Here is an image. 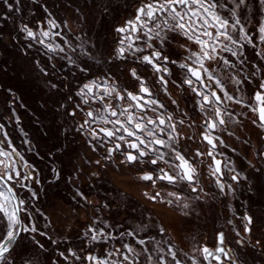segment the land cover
Returning <instances> with one entry per match:
<instances>
[{"label":"snow or ice","instance_id":"obj_1","mask_svg":"<svg viewBox=\"0 0 264 264\" xmlns=\"http://www.w3.org/2000/svg\"><path fill=\"white\" fill-rule=\"evenodd\" d=\"M2 2L8 13H20L21 0ZM30 2L40 4V0ZM40 6L46 13L45 20L37 21L35 31L27 23H21L19 32L25 34V40L34 41L46 49L44 55L50 67L36 61L42 76L49 77L51 72L53 77L64 81L61 87L47 79L45 87L50 91L66 92L69 87L68 77L57 75L64 68L57 69L54 60H66L69 67L85 74L90 71V66L78 63L81 56L96 63L122 60L143 65L144 70L155 78L160 91L176 106L175 111L181 113L182 118L177 119L168 111V106L156 98L149 78L137 67L128 69L129 76L135 81V91L120 88L110 73L88 79L67 95L71 110L65 103H60L57 108V112L64 109L62 115L72 117L74 121L77 112L83 113V122L76 123L74 131L85 136L93 153H99L94 160L86 158V163L103 169L111 164L116 170L121 166H132L137 172V180L150 182L148 187L153 191L143 192L147 200L179 208L184 216L190 215L186 211L191 208L190 200H201V193L204 197L209 196L200 183L199 165L205 162L201 157L211 158L207 164L209 175L215 178L221 197L234 196L236 191L233 183L224 180L225 170L231 173L230 180L235 184L249 181L251 175L255 184L250 182L248 191L255 189V194L264 196V163H255L245 152L247 171L238 170L235 161L224 151L237 152L236 146L229 144L225 136L254 147L250 137L242 138L237 134V127L241 132L244 128L241 118L250 120L260 130L259 139L264 144V0H137L132 16L114 29L118 38L107 61L98 60L90 51L95 45L86 47V41L73 47L60 31H56L61 24L68 28L67 21L58 23L45 5ZM0 20L10 21L11 17L0 15ZM56 37H60L73 53L80 49L75 59L66 53L64 46L55 43ZM76 39L81 40L79 36ZM32 46L31 43L27 45L28 48ZM249 48L252 49L251 56L247 53ZM61 53L64 55H59ZM173 66L180 70L178 79H172ZM70 75L75 76L76 72ZM169 84L181 92L186 88L199 97L195 103L204 117L200 136L208 146L206 152L197 149L189 155L187 147H182L181 141L193 138L185 137L178 126L185 125L183 117L188 118L190 127L195 124V119L183 111L171 96ZM8 91L14 101L18 99L11 89ZM229 104L246 111L230 110ZM149 112L154 116L148 115ZM16 122L19 123V117H16ZM4 129V124L0 123V264H17L18 249L25 240H30L41 251H47L37 235L53 246L50 264H212L213 261L215 264H247L242 259L247 255L243 251L245 248L264 254V240L252 235L256 223L254 216L247 210L237 215L230 203H226V208L232 217L226 219V225L231 226V232L235 234L232 241L237 246L235 248L228 246L226 232L219 230L213 248L200 244L190 254L175 245L167 228L152 216L146 218L147 222L128 227L113 225L100 216H94L74 237L70 234L71 225L67 226L66 232L53 234V222L32 203L39 198V192L28 182L39 185V174L13 145ZM71 131L64 128L66 133ZM212 133L219 134L213 136ZM24 143L30 141L25 140ZM254 155L264 161V147ZM219 156L224 159H218ZM51 171L54 173L51 182L61 178L57 168L53 167ZM79 171V167L75 168L65 177V182L73 185L72 200L78 205L91 206L94 204L89 198L91 193H85L76 184ZM100 175L99 171H92L90 183L91 178H99ZM169 185L182 187L166 191ZM17 187L26 190L29 196H21L16 191ZM191 193L197 195L192 197ZM212 198L217 197L213 195ZM108 207V203H103L94 211L99 213L101 208ZM37 214L45 221V230L37 226ZM235 219L240 220L242 228H237ZM47 229H52V233ZM166 233L169 238H165ZM97 246L106 247L97 253ZM20 259L23 260V255Z\"/></svg>","mask_w":264,"mask_h":264},{"label":"rangeland","instance_id":"obj_2","mask_svg":"<svg viewBox=\"0 0 264 264\" xmlns=\"http://www.w3.org/2000/svg\"><path fill=\"white\" fill-rule=\"evenodd\" d=\"M9 2L11 3L13 0H9ZM136 3L137 0H40V4H32L30 0H21L20 13L14 11L8 13L6 6L0 0V15L11 17L10 21L0 20V23L3 24V28L0 29V70L2 72L0 73V87L3 92L0 93V123L4 124V130L8 133V138L13 145L39 174V185L28 182L30 187L39 192V198L32 203L44 211L53 222L52 228L55 229L53 234L64 233L67 231V226L71 225L70 234L73 237L78 231H82L94 216H100L113 225L122 224L125 227L147 222L146 218L152 216L156 222L163 223L167 228L170 239L175 245L190 254L200 244H207L213 248L219 230L226 232L229 247H237L232 243L235 234L231 232V226L226 225V219L232 217V213L226 208V203H230L237 215H242L247 210L249 214L254 216L256 223L252 235L264 240V196L255 194V189L252 192L248 191L249 183L255 184L251 175L249 181H241L240 184H235L230 180L231 173L225 170L224 180L233 183L236 191L234 196L221 197L215 186V178L209 175L207 164L211 162V158L201 157L200 159L205 162L199 165L200 183L204 191L209 193V196L204 197L201 193V200H190L191 208L186 210L190 212V215L184 216L179 208H172L147 200L143 196V192L153 191L148 187L150 182L137 180V172L132 166L128 168L121 166L120 170H116L111 164L107 169H103L95 164L86 163V158L94 160L99 157V153H93L86 143L85 136L74 131L76 123L83 122V113L77 112L74 121L72 117L62 115L64 109L57 112L60 103H65L66 108L71 110V101H67L66 97L69 93L74 92L79 84L105 73H110L120 88L135 91V81L129 76L128 69L137 67L141 74L149 78V84L152 86L156 98L167 106L168 104L172 106L173 109H170L169 106L168 111L173 113L177 119L182 118L181 113L175 111L176 106L171 104L168 96L160 91L159 85L155 84V78L151 76V73L141 70L143 65L126 63L122 60H113L111 63H96L81 56L78 63L81 65L87 63L90 66V71L87 74L80 73L74 67H69L66 60H54L57 69L64 68L57 75L67 76L69 87L66 92L50 91L45 87L47 79H52L61 87H63L64 81L53 77L51 72L49 77L42 76L36 67V61L39 60L42 65L50 67V63L44 55L46 49L34 41L25 40V34L19 32L21 23H27L35 31L37 21L43 22L45 20L46 13L40 6L43 4L53 13L58 23L67 21L68 28H64L61 24V28L56 31H60L61 35L73 47L79 45L81 41H86L88 42L85 44L86 47L89 44L95 45V47L90 48V51L98 60L107 61L118 38L114 29L132 16ZM77 36L81 40H77ZM30 43L33 46L28 48L27 45ZM55 43L64 46L66 53L73 56L74 59L80 51L77 48V53H73L70 48L63 44L60 37L55 38ZM177 51L182 52L180 49ZM247 53L251 56L252 49L249 48ZM172 70V79H178L176 72L180 70L174 66ZM73 71L76 72L75 76L70 75ZM8 89H11L12 93L18 97L17 100L12 99ZM74 98L79 99L78 97ZM98 106L92 105V107ZM229 109L235 112L246 111V109H241L235 104H229ZM197 111L201 118L194 125L190 127L189 123H185L183 126H178L185 137L191 136L193 138L192 140L181 141L182 147H187L189 155L194 154L197 149L206 152L208 148L200 136L204 117L198 109ZM148 115L154 116L151 112ZM16 117H19V123L16 122ZM241 119L244 128L241 132L240 128L237 127V134L241 135L242 138L250 137L254 147L243 145L234 138L225 136L224 138L229 144L236 146L237 152L224 151L228 157L235 161L238 170L247 171L244 153L247 152L248 157L255 163H264L254 155L258 149L264 147V144L259 139L260 130L252 125L250 120ZM65 127L72 129V131L64 132ZM107 127H111V125H107ZM217 134L219 133H212L213 136ZM25 140L30 141V143H24ZM217 158L224 159L223 156ZM53 167L61 172V178L51 182L54 177V173L51 171ZM77 167L80 168V171L77 172L76 184L85 193H91L89 198L94 201L91 206L78 205L76 201L72 200L73 185L65 182V177L72 174ZM24 171H28V169H24ZM92 171H99L101 175L99 178H91L90 183ZM179 187L182 185L177 187L169 185L166 191H176ZM16 191L23 197L29 196L26 190L17 187ZM196 195L197 193H191L192 197ZM213 195L217 198L213 199ZM103 203H108L109 207L101 208L99 213L95 212L94 209ZM234 222L238 229L242 228L240 220L235 219ZM44 223L43 218L37 214L36 224L41 230H45L43 228ZM47 231L52 233V229H47ZM36 238L45 244L47 251H41L34 247L38 253L34 254L31 250L32 242L25 240L21 249H18L17 264H24V261H27V264H50L49 256L53 246L39 235ZM165 238H169L167 233ZM126 239L131 241L130 237ZM102 247L106 246H97V253L102 251ZM28 249H30V253L27 254ZM243 251L247 255L243 256L242 259H245L247 264H264V254H261L260 251L250 248H245ZM20 255H24L22 261L19 260ZM212 264L215 262L213 261Z\"/></svg>","mask_w":264,"mask_h":264},{"label":"crops","instance_id":"obj_3","mask_svg":"<svg viewBox=\"0 0 264 264\" xmlns=\"http://www.w3.org/2000/svg\"><path fill=\"white\" fill-rule=\"evenodd\" d=\"M142 71L144 72H147L144 70V67L141 68ZM180 71H177L176 72V75L177 73H179ZM168 91L169 93L171 94V96L177 100V102L179 103L180 105V108L183 110V111H186L189 116L193 117L195 119V123L197 122V120H199L201 117L200 115H198V106L196 105V100H198L199 98L195 96V94L191 93L190 91H188L186 88H185V91L184 92H181L179 89H176L174 86H172L170 84V87H168ZM169 100V99H168ZM170 105L168 104V107ZM170 109H173L172 106L169 107ZM179 113V112H177ZM184 119L186 120V124L187 123H190V121L188 120L187 117H184Z\"/></svg>","mask_w":264,"mask_h":264},{"label":"trees","instance_id":"obj_4","mask_svg":"<svg viewBox=\"0 0 264 264\" xmlns=\"http://www.w3.org/2000/svg\"><path fill=\"white\" fill-rule=\"evenodd\" d=\"M0 69H1V68H0ZM0 73H2L1 70H0ZM1 75H2V74H1ZM1 89H2V88L0 87V93H3ZM29 250H30V249L27 250V254L30 253ZM31 250H32V253H34V254H35V253L38 254V253L36 252L34 246L31 247ZM18 256H19V255H18ZM23 257H24V255H23ZM19 260H21V259H19ZM21 261H22V260H21Z\"/></svg>","mask_w":264,"mask_h":264},{"label":"water","instance_id":"obj_5","mask_svg":"<svg viewBox=\"0 0 264 264\" xmlns=\"http://www.w3.org/2000/svg\"><path fill=\"white\" fill-rule=\"evenodd\" d=\"M136 90V89H135ZM199 98V97H198ZM215 262V261H214Z\"/></svg>","mask_w":264,"mask_h":264},{"label":"flooded vegetation","instance_id":"obj_6","mask_svg":"<svg viewBox=\"0 0 264 264\" xmlns=\"http://www.w3.org/2000/svg\"><path fill=\"white\" fill-rule=\"evenodd\" d=\"M194 94V93H193Z\"/></svg>","mask_w":264,"mask_h":264}]
</instances>
